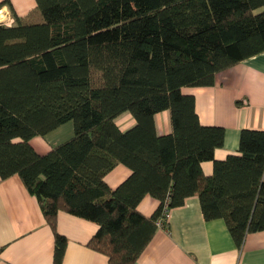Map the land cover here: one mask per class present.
Listing matches in <instances>:
<instances>
[{"label": "trees", "instance_id": "obj_1", "mask_svg": "<svg viewBox=\"0 0 264 264\" xmlns=\"http://www.w3.org/2000/svg\"><path fill=\"white\" fill-rule=\"evenodd\" d=\"M264 0H36L37 19L0 23V178L18 175L54 234L64 210L97 224L89 246L131 264L165 209L196 196L238 248L264 230V130L242 128L235 153L215 159L225 129L202 125L192 94L215 74L264 52ZM167 110L170 132L154 115ZM134 124L121 129L116 118ZM72 121L43 154L29 140ZM212 162L206 174L201 164ZM130 169L115 188L105 175ZM150 195V216L137 210ZM166 225V224H165Z\"/></svg>", "mask_w": 264, "mask_h": 264}, {"label": "crops", "instance_id": "obj_2", "mask_svg": "<svg viewBox=\"0 0 264 264\" xmlns=\"http://www.w3.org/2000/svg\"><path fill=\"white\" fill-rule=\"evenodd\" d=\"M256 11L264 12V5ZM8 16L12 23L16 16L37 19L36 0H0V19ZM182 91L194 96L202 125L225 129L223 145L215 150V159L237 151L242 128L264 130V52L217 72L211 86L183 87ZM118 117L121 129L135 122L128 114ZM154 122L158 134L170 132L167 110L157 112ZM73 132L70 122L44 136L32 137L29 143L43 154ZM201 167L210 174L213 165L206 161ZM130 172L127 166L117 164L105 175V182L115 188ZM157 205L155 198L145 195L137 210L150 216ZM97 228L92 221L64 210L57 212L56 230L66 239L63 264H111L104 253L88 244ZM53 252L54 234L35 196L18 175L0 178V264H53ZM131 264H264V230L248 233L238 248L225 221L205 220L198 197L191 196L183 205L170 210L166 225L157 228Z\"/></svg>", "mask_w": 264, "mask_h": 264}, {"label": "built area", "instance_id": "obj_3", "mask_svg": "<svg viewBox=\"0 0 264 264\" xmlns=\"http://www.w3.org/2000/svg\"><path fill=\"white\" fill-rule=\"evenodd\" d=\"M0 22L1 23H11L12 20H11V18L9 16L6 19L3 18V17H1ZM169 214H170V211L169 210L165 209L163 211L161 217H159L157 219V221H156L158 228L165 226V224L167 223V220L169 218Z\"/></svg>", "mask_w": 264, "mask_h": 264}, {"label": "rangeland", "instance_id": "obj_4", "mask_svg": "<svg viewBox=\"0 0 264 264\" xmlns=\"http://www.w3.org/2000/svg\"><path fill=\"white\" fill-rule=\"evenodd\" d=\"M123 114H128V115L130 116V114L127 113V112H125V113H123ZM123 114H122V115H123ZM70 122L72 123V121H67V122H65V123H63V124L70 123ZM116 122H117L118 125H120V124L118 123V122H119V117L116 118ZM63 124H61V125H63ZM61 125H60V126H61ZM72 125H73V123H72ZM58 127H59V126H58ZM58 127H57V128H58ZM55 129H56V128H55ZM55 129H53V130H55ZM53 130H52V131H53Z\"/></svg>", "mask_w": 264, "mask_h": 264}]
</instances>
